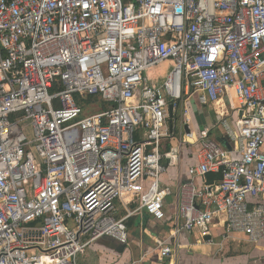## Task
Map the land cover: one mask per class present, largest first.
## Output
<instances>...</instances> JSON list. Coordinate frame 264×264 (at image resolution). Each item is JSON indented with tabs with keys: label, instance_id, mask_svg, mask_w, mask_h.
Wrapping results in <instances>:
<instances>
[{
	"label": "built area",
	"instance_id": "1",
	"mask_svg": "<svg viewBox=\"0 0 264 264\" xmlns=\"http://www.w3.org/2000/svg\"><path fill=\"white\" fill-rule=\"evenodd\" d=\"M226 94L239 104L217 112L211 129L230 147L210 128L195 142L185 139L192 130L183 135L198 163L178 187L172 235L197 231L214 243L222 227L258 244L264 0H0V264H79L103 237L128 244V220L161 216L172 194L161 186L179 163L167 145L172 113ZM211 173L222 178L210 182ZM143 179L150 185L131 210ZM156 248L176 252L167 240Z\"/></svg>",
	"mask_w": 264,
	"mask_h": 264
},
{
	"label": "crops",
	"instance_id": "2",
	"mask_svg": "<svg viewBox=\"0 0 264 264\" xmlns=\"http://www.w3.org/2000/svg\"><path fill=\"white\" fill-rule=\"evenodd\" d=\"M238 104V98L226 94L218 102L208 106L201 107L196 101L183 103L175 113H172L173 115L171 114V121L174 123L176 131L174 138L167 145L179 148L178 153L180 156L179 163L175 166H170L168 171L161 176L162 188H169L172 192L165 201L163 214L161 216L154 215L153 217L148 212H143L140 216L131 217L127 223L128 234L129 228L135 229V231H138V239L131 235V240L129 236V243L123 244L112 237H103L82 252L80 255L82 256L81 264H264V240L258 244H252L249 250L244 251L241 254L243 259H237L235 261L238 262H232L226 259H218L217 257L228 247L227 239L229 237L224 236L222 227L212 229V234L215 238L214 243L207 242L206 238L197 231L192 233L182 231L176 237L172 235L173 230H175L173 217L176 213L178 187L183 181L190 178L187 171L188 167L198 163V146L193 143L181 145L183 135L187 132L186 126L194 132L185 135L186 141L195 142L196 136L197 138L200 137L206 128L211 129L218 121V113L230 111L233 105ZM181 108H183L185 117L180 124L178 123V112ZM178 126L184 129L179 138L176 136ZM212 136H214L213 139L221 144L225 143V146L230 147V142L226 137H223L220 128L211 129L210 137L212 138ZM176 140L180 142L179 146H176L174 142ZM139 182L135 185L133 191L138 189ZM140 183L142 185V195L148 189L150 182L144 179ZM128 199L129 197L127 198V203ZM140 203L141 201L139 200V204L134 208L136 209ZM128 207L133 209L129 203ZM120 213L122 215L125 213L122 207L120 208ZM231 236L233 239L238 237L236 234ZM158 239L172 243L176 252L171 256H161L160 250L156 248ZM176 242L179 243V247L176 246Z\"/></svg>",
	"mask_w": 264,
	"mask_h": 264
},
{
	"label": "rangeland",
	"instance_id": "3",
	"mask_svg": "<svg viewBox=\"0 0 264 264\" xmlns=\"http://www.w3.org/2000/svg\"><path fill=\"white\" fill-rule=\"evenodd\" d=\"M98 102V101H97ZM90 104H87V106L89 107ZM182 106V105H181ZM103 107L101 106L100 104H98L97 106H93L92 108L89 107V109L87 110V112H97L100 110V108ZM179 120H178V123H182L184 121V117H185V114H184V111H183V108H181V110H179ZM184 131V129H182L180 126H178V129H177V133H176V136L177 138L180 137L181 135V132ZM217 131V130H215ZM29 135H31V131L29 130ZM212 138H214V136H212ZM176 143V146H179L180 142L178 140L174 141ZM226 142V141H225ZM224 144V145H223ZM222 145L225 146V143H223ZM182 145V144H181ZM184 147V146H182ZM225 147H229V146H225ZM169 149V148H168ZM174 153H178L179 152V148L175 149L174 151H172ZM144 181V179H143ZM148 181H150L148 179ZM147 225V224H146ZM138 231H135V229H130L129 228V236H130V240H131V235L133 237H135V239H138ZM238 237H235V239H233V237H229L227 239V246L225 251H223L222 253H220L217 257L218 259H226L228 261H232V262H238V261H235L237 259H243V257H241V254L244 252V251H247L249 250V248L252 246L253 243H250L248 241H246L245 239H243V237L241 235H237ZM222 239V238H220ZM150 243H152L150 241ZM82 254V253H81ZM80 254V255H81ZM78 257V261H79V264H81V260H82V256ZM224 255V256H223Z\"/></svg>",
	"mask_w": 264,
	"mask_h": 264
},
{
	"label": "trees",
	"instance_id": "4",
	"mask_svg": "<svg viewBox=\"0 0 264 264\" xmlns=\"http://www.w3.org/2000/svg\"><path fill=\"white\" fill-rule=\"evenodd\" d=\"M172 63H173L172 61L169 62L168 66L170 67L172 65ZM96 100H97L96 97L91 96V97H89V99L87 101H88V103H90V102H94ZM220 178H222V175L220 173H211V174L208 175V179H209L210 182H213V181L218 180ZM140 182L138 184V189L135 190V191H132L130 193V196H129V199H128V203H129V205H131V207L133 209H135L134 207H136L139 204V200L141 199L142 185H141ZM133 209H131V210H133ZM149 215L152 216L153 214L149 213ZM153 217H154V215H153Z\"/></svg>",
	"mask_w": 264,
	"mask_h": 264
},
{
	"label": "water",
	"instance_id": "5",
	"mask_svg": "<svg viewBox=\"0 0 264 264\" xmlns=\"http://www.w3.org/2000/svg\"><path fill=\"white\" fill-rule=\"evenodd\" d=\"M169 108H170V111L172 113V108H173L172 104H170ZM186 131L189 132V127L188 126H186Z\"/></svg>",
	"mask_w": 264,
	"mask_h": 264
}]
</instances>
